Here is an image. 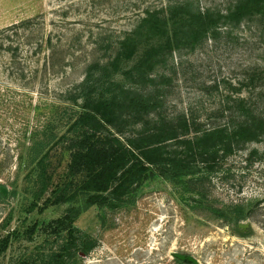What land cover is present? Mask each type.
<instances>
[{"label":"rangeland","instance_id":"obj_1","mask_svg":"<svg viewBox=\"0 0 264 264\" xmlns=\"http://www.w3.org/2000/svg\"><path fill=\"white\" fill-rule=\"evenodd\" d=\"M194 1L225 9L232 0ZM167 3L0 0V238L16 230L22 234L13 237L0 264H12L42 243L41 230L34 241L26 240L28 227L61 217L73 205L81 208L76 226L97 243L75 264H194L175 258V252L193 255L200 264H264V141L247 144L209 175V203L226 216L204 209L187 178L159 175L114 209L87 205L81 197L44 212L28 211L23 178L33 134L70 103V92L91 64L115 55L146 7ZM256 65L264 76V35L255 26L224 28L216 39L176 51L157 70L169 78L165 111L192 110L207 126L221 123L231 93L227 86L247 83L255 72L248 68ZM262 90L264 85L244 86L245 95ZM54 153L57 180L70 157Z\"/></svg>","mask_w":264,"mask_h":264},{"label":"trees","instance_id":"obj_2","mask_svg":"<svg viewBox=\"0 0 264 264\" xmlns=\"http://www.w3.org/2000/svg\"><path fill=\"white\" fill-rule=\"evenodd\" d=\"M255 26L264 35V0H232L225 9L201 7L194 0H168L166 6L146 7L136 25L119 42L115 55L91 64L85 78L70 92L66 107L58 108L33 134L24 175L29 212L76 203L111 209L151 177L187 178L189 191L217 216L226 211L209 203V175L221 162L247 144L264 141V90L244 94V86L264 85L255 71L247 83L233 86L221 110V123L205 125L192 110L165 111L167 76L158 66L176 51L195 49L216 39L224 28ZM264 73V71L262 72ZM121 76V77H119ZM162 80V81H161ZM54 151L68 153L65 171L55 180ZM257 152V150H255ZM81 208L43 225L36 222L23 233L42 243L12 264H75L96 246L95 239L76 226ZM16 230L0 238V258L8 251Z\"/></svg>","mask_w":264,"mask_h":264},{"label":"water","instance_id":"obj_3","mask_svg":"<svg viewBox=\"0 0 264 264\" xmlns=\"http://www.w3.org/2000/svg\"><path fill=\"white\" fill-rule=\"evenodd\" d=\"M173 256L181 261L184 262H190V263H194V264H200L199 260L194 257L193 255H189V254H183V253H173Z\"/></svg>","mask_w":264,"mask_h":264}]
</instances>
